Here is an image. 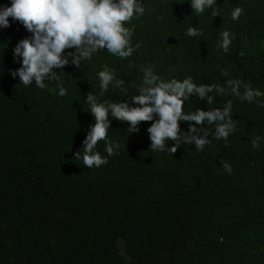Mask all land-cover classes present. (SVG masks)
<instances>
[{
    "label": "trees",
    "instance_id": "1",
    "mask_svg": "<svg viewBox=\"0 0 264 264\" xmlns=\"http://www.w3.org/2000/svg\"><path fill=\"white\" fill-rule=\"evenodd\" d=\"M142 2L144 15L126 25L141 47L125 60L101 51L79 69L59 70L63 97L57 81L42 90L11 76L21 67L13 48L31 34L10 17L11 26L0 28V264H264V108L257 103L225 95L207 105L193 97L185 111L222 109L231 99L237 121L226 142L206 125L212 142L202 152L194 144L172 155L149 151L150 122L131 133L110 116L117 154L90 169L73 157L95 122L86 94L137 106L130 84L140 86L144 66L155 65L164 79H240L264 91V0H217L216 17L213 9L197 15L190 0ZM235 7L244 9L237 21ZM190 26L203 34L187 36ZM225 30L234 36L228 52L218 49ZM104 64L125 80L126 96L112 86L99 96ZM97 150L107 156L104 142Z\"/></svg>",
    "mask_w": 264,
    "mask_h": 264
},
{
    "label": "clouds",
    "instance_id": "2",
    "mask_svg": "<svg viewBox=\"0 0 264 264\" xmlns=\"http://www.w3.org/2000/svg\"><path fill=\"white\" fill-rule=\"evenodd\" d=\"M217 0H190L192 11L197 15L206 9H213L212 17L220 16L215 8ZM145 13L142 0H11V6H0V28L10 27L9 17L20 22L31 35L19 40L13 48V59L19 58L21 67L11 71L18 76L24 86L35 83L40 89L47 88L45 81H57L58 95L67 94L58 75L69 65L79 69L83 61L92 59L101 51H106L119 60H125L134 54L141 45H133L134 27H128L133 18L139 19ZM244 13L241 7H235L230 17L239 20ZM202 29L190 26L186 30L189 37L201 36ZM218 49L228 52L234 36L228 30L220 33ZM131 66V65H130ZM155 65L144 66L140 86L130 84L135 94L131 96L133 105L127 101H100L97 95L88 92L86 103L94 117L89 126L83 148L73 154L87 168H99L108 163V157L117 154L120 144L108 137L111 122L109 117L127 122L129 130L139 131L141 122H150L147 128L151 141L149 151L168 152L171 155L184 144L195 145L202 152L211 144L208 126H214L212 133L216 140H228L237 130V121L233 120L232 100L225 102L223 108L212 107L207 110L196 108L185 111L186 106L195 97L207 105H214L217 96L230 95L241 102L257 103L264 108V91L254 89L250 82L229 79L224 85L219 83L194 82L191 76L182 80L176 77L164 79L154 71ZM2 72V68H0ZM227 75L225 71L223 73ZM99 96H104L110 86L119 88L123 96L128 89L125 80L117 78L115 69L104 64L98 73ZM241 88L244 89L241 93ZM180 122H189L188 130L180 127ZM171 141V146H169ZM99 142H104L107 156L97 150ZM253 149L260 147V137L251 141ZM223 168L231 174L230 162H223Z\"/></svg>",
    "mask_w": 264,
    "mask_h": 264
}]
</instances>
